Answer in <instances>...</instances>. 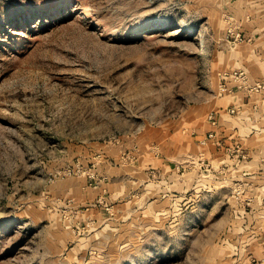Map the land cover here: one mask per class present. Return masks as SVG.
Here are the masks:
<instances>
[{"label":"rangeland","instance_id":"374dc122","mask_svg":"<svg viewBox=\"0 0 264 264\" xmlns=\"http://www.w3.org/2000/svg\"><path fill=\"white\" fill-rule=\"evenodd\" d=\"M230 9L0 0V264H225L216 222L251 197L213 191L207 158L199 191L163 179L244 41Z\"/></svg>","mask_w":264,"mask_h":264},{"label":"crops","instance_id":"0c3cea01","mask_svg":"<svg viewBox=\"0 0 264 264\" xmlns=\"http://www.w3.org/2000/svg\"><path fill=\"white\" fill-rule=\"evenodd\" d=\"M220 1L230 6V19L244 36L243 42L231 43L226 68H243L248 78L244 84L230 74L224 78L225 87L212 104L215 118L212 113L201 114L193 119L192 131L183 135V153L194 155V164L187 171L182 162L162 160L166 162L163 182L175 191L191 186L199 191L195 170L207 158L211 167L205 174L216 183L213 191H234L238 186L251 197L236 205L238 213L232 219L216 222V228L225 229L220 241L225 250L213 258L225 264H264V0ZM258 81L261 85L256 87Z\"/></svg>","mask_w":264,"mask_h":264},{"label":"built area","instance_id":"2783aa9c","mask_svg":"<svg viewBox=\"0 0 264 264\" xmlns=\"http://www.w3.org/2000/svg\"><path fill=\"white\" fill-rule=\"evenodd\" d=\"M240 36V38H242V33L240 31H237L236 35H235V39H237ZM232 75L234 76L235 80H238L240 84H244L247 81V73L246 70L240 67H236V68H232V69H225L223 71V78H226L227 75ZM261 85L260 81L256 82L255 86H259ZM211 118H215L214 117V113H212ZM212 135V133H211ZM245 156V153H242ZM262 163H263V172H264V155L262 156Z\"/></svg>","mask_w":264,"mask_h":264}]
</instances>
